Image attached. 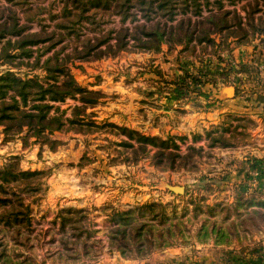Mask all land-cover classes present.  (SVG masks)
Listing matches in <instances>:
<instances>
[{
    "label": "rangeland",
    "instance_id": "obj_1",
    "mask_svg": "<svg viewBox=\"0 0 264 264\" xmlns=\"http://www.w3.org/2000/svg\"><path fill=\"white\" fill-rule=\"evenodd\" d=\"M250 1L253 0H210L209 8L221 6L224 10L239 9ZM33 2L40 8L41 13L28 24L27 31L37 32L44 26L47 31H53L56 19L62 11L63 0ZM0 6L9 4L6 0H0ZM19 7L13 8L19 10ZM261 9L264 10V7ZM240 14L243 15V12L240 11ZM85 25L88 26L86 22L83 26ZM125 25H129L128 22ZM113 26H118V22H107L100 28L105 32ZM261 38L262 35L255 34L250 41H240L237 36L221 33L211 36L212 44L191 42L170 48L162 43L156 52H122L116 58L98 61L74 60L68 67L78 85L102 95L98 104L86 111L87 118L97 128L83 127L84 132H54L49 137L61 143L53 151L47 146H40L34 138L29 139L28 145L23 146L22 137L25 132L5 141L0 128V168L13 158L20 171L44 173L34 179L37 192L26 198L31 209L32 227L40 234L41 242L33 251L37 264H68L54 252L61 250L58 244V239L62 238L59 224L62 210L69 208L79 211L74 215L80 223L79 228L84 231L86 227L92 238L98 241V246L93 249L97 254L93 258L89 255L80 262L69 264L94 262V258L102 256L103 250L111 253L106 245L110 208L125 210L149 203L173 206L177 220H182L191 229L190 238L175 247L203 245L197 242L195 230L201 223L228 225L232 220L253 215V207L235 206L236 198L240 194L250 199L251 192L258 190V198H263L264 120L260 123L262 137L259 138V143L256 144L251 138V133L256 129L252 121L253 126L249 124L246 127L247 137L234 147L211 145L204 139L207 132L216 130L220 133V129L204 128L200 133L194 128L190 133V142L191 139L181 132L180 126L184 124L188 111H193L186 109V105L205 103L198 95L200 92L207 94L209 98L210 92L221 89L222 99L231 98L227 88L232 87L234 96L243 105L252 104L251 97L255 89L252 76L256 67L249 60L263 58L260 69L264 71ZM5 41L0 43V54ZM48 44L50 42L45 43L43 48H47ZM62 45L61 42L44 53L42 47H34L39 52H34L33 57L40 55L42 62L54 52H60ZM69 50L70 48H64L59 57L62 58L63 54L65 56ZM9 53L17 56L19 51L10 50ZM239 55L248 58V61L242 63L238 59ZM13 62L17 64L20 61ZM26 62L27 60H23V65L11 68L0 60V73L9 68L11 72L28 78L45 76L40 69L26 66ZM193 78H200L201 82L193 84ZM180 83L194 91L190 93V98L194 100L176 96L174 90L179 88ZM261 85L264 88V83ZM204 103L202 107L207 109ZM75 104V101L66 99L64 103L54 105L64 111L63 117L66 118L70 117ZM140 106H144V117ZM128 117H131L130 125ZM225 122L227 117L222 119V123L229 130L236 126L235 121L230 124ZM103 124H113L162 140L172 138L178 146L176 152L179 154H185L188 146L194 147L198 151L193 158L194 168L160 169L152 164L150 158L142 159L136 164L115 161L119 153L118 160L126 154L119 146L123 137L116 135L114 130L102 128ZM221 132L223 137H228V132ZM250 140H253L254 146H249ZM253 147L257 149L253 150ZM166 186L183 187L184 194L177 196ZM196 207L198 209L195 213ZM252 221L255 226L260 227L259 230L247 222L249 231H239L242 241H234L229 246L216 245L227 247L228 252L224 256L218 254L222 260L218 264H246L245 260L254 250L258 247L264 248V218L252 216ZM242 248L246 249L245 255Z\"/></svg>",
    "mask_w": 264,
    "mask_h": 264
},
{
    "label": "trees",
    "instance_id": "obj_2",
    "mask_svg": "<svg viewBox=\"0 0 264 264\" xmlns=\"http://www.w3.org/2000/svg\"><path fill=\"white\" fill-rule=\"evenodd\" d=\"M209 1L63 0L62 11L53 31H47L44 26L40 31L28 32L27 26L41 13L40 8L33 0H6L9 6H0V43L6 40L1 47L0 60L11 68H18L23 65V60H27L26 66L40 69L45 76L28 78L11 72L9 68L0 73V128L5 141L25 132L23 146L34 138L40 146H47L53 151L61 143L49 137L54 132H84L83 127L97 128L87 118L86 111L95 107L102 95L78 85L68 67L74 60L98 61L116 58L122 52H156L162 43L170 48L191 42L212 44L211 36L221 33L237 36L240 41H250L255 34L262 35L260 42L264 48V10L261 9L264 0H253L232 10H224L221 6L209 8ZM18 6L19 10L13 8ZM115 21L118 26L105 32L100 28L104 23ZM85 22L88 26H83ZM126 22L129 25H125ZM48 42L49 46L43 48ZM61 42L62 53L64 48H70L62 58L59 57L61 51L54 52L42 62L40 55L33 57L34 52H39L34 47H42L44 53ZM10 50H18L19 54L11 56ZM29 59L32 61L29 62ZM15 60L20 62L14 64ZM192 82L197 85L201 80L193 78ZM174 91L178 97L194 100L190 98V93L194 91L187 85L184 87L180 83ZM198 95L207 108L218 105L207 94L200 92ZM66 99L76 104L71 109L70 117L64 118V111L54 104L64 103ZM232 121L236 122L232 129L223 127L222 123L220 133L216 130L207 132L204 139L211 145L221 147H234L241 143L247 137L246 127L249 124L253 126V122L230 114L225 123ZM101 127L114 130L116 135L123 137L119 146L126 154L118 160L119 153L115 161L136 164L150 158L152 164L160 169L194 168L193 158L198 152L194 147L188 146L185 154H179L172 138L162 140L144 136L113 124H103ZM221 131L228 132V137H223ZM14 160L10 159L0 168V264H37L33 251L41 240L39 232L32 227L31 209L26 198L37 192L34 179L44 173L20 171ZM240 195L236 198L235 208L251 206L255 209L252 216L264 218V192L261 200L258 190L251 192L250 199L245 198L244 194ZM78 212L70 208L62 210L59 224L62 230V238L58 239L61 250L54 254L68 264L80 262L89 255L93 258L97 254L93 249L98 246V241L92 238L86 227L84 231L79 228L80 223L74 217ZM252 216L232 220L228 225L201 223L195 228L197 242L229 246L234 241H242L239 231H249L247 222L258 230L260 228L255 226ZM108 221L107 249L118 252L124 259H144L190 238L191 229L182 220H177L171 205L149 203L125 210L110 208ZM245 250L242 248L244 255ZM254 251L245 263H264V248L258 247Z\"/></svg>",
    "mask_w": 264,
    "mask_h": 264
},
{
    "label": "crops",
    "instance_id": "obj_3",
    "mask_svg": "<svg viewBox=\"0 0 264 264\" xmlns=\"http://www.w3.org/2000/svg\"><path fill=\"white\" fill-rule=\"evenodd\" d=\"M244 56L246 57V55ZM238 57L242 63H246L248 61V58H242V55H239ZM251 59L252 60H249V62L253 61V65L256 67V71L252 76V79L254 80L253 83L255 85V89L251 97L252 104L250 106H246V104L243 105L236 96H234L235 99H222L220 89L219 91H212L209 94L210 100L218 102V105L216 106L204 109V107H202V103L204 102L192 106L186 105V109L193 111H188L186 114L187 118L184 119V124H181L180 130L183 134L186 133L188 135L189 139H191L190 142H192L190 133L193 132L192 130L194 128L200 133L204 128L220 129L222 119L230 114L236 118H250L256 125V129L254 128L255 130L251 133V138L256 144L260 142L259 138L262 137V134L260 135V129H262V125L260 123L264 120V88L261 85L264 83V71L260 69L263 65V58ZM217 96L220 97L218 98ZM143 107L144 106H140L141 109H143ZM143 113H145V109H143L142 114ZM144 116L145 114H143V117ZM128 120V125H130L131 117H128ZM153 132L157 133V131ZM256 137L258 138L256 139ZM253 140H250V147L254 146ZM255 149L257 148L253 147V150ZM226 249L227 247L216 246L214 243L210 242L203 245L194 244L188 247L167 248L161 251H156L144 259H124L119 253H106V251L103 250L101 254L102 256L94 258V262H86L85 264H218L222 261L219 259V255L222 256L223 254L225 255L228 253ZM100 253H98V255H100Z\"/></svg>",
    "mask_w": 264,
    "mask_h": 264
},
{
    "label": "water",
    "instance_id": "obj_4",
    "mask_svg": "<svg viewBox=\"0 0 264 264\" xmlns=\"http://www.w3.org/2000/svg\"><path fill=\"white\" fill-rule=\"evenodd\" d=\"M230 95H232L231 98L234 97V89L232 87L227 88ZM166 188L172 192L173 194L177 196H181L184 194V188L180 186H166Z\"/></svg>",
    "mask_w": 264,
    "mask_h": 264
}]
</instances>
